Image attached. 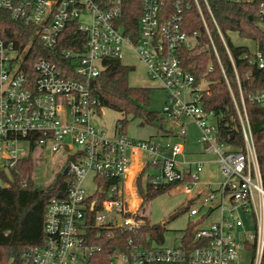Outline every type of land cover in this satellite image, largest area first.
Returning a JSON list of instances; mask_svg holds the SVG:
<instances>
[{
	"label": "built area",
	"instance_id": "2783aa9c",
	"mask_svg": "<svg viewBox=\"0 0 264 264\" xmlns=\"http://www.w3.org/2000/svg\"><path fill=\"white\" fill-rule=\"evenodd\" d=\"M202 1L236 68L229 38L216 22L208 0ZM218 1L258 3L263 18L260 25L264 27V0ZM192 6L203 19L204 31L189 33L185 29L184 8ZM125 11V0H0V14L7 13L13 21L32 29L29 43L23 47L0 29V180L3 185L2 175L12 180L18 162L37 148L52 153L63 150L69 168L65 194L52 198L47 205L43 244L24 250L23 261L242 264L244 256L250 254L251 264H263L264 173L244 96L241 92L242 108L233 97L244 138V148L234 151L219 142V116L204 106L208 82L204 77L197 80L183 65L184 51L204 47L223 69L201 0H141V17L137 29L129 30L130 36L118 29L125 28ZM62 43L70 46L62 48ZM256 43L257 49L250 50L251 63L264 69V53ZM35 44L48 56L31 61L34 54H40H31ZM125 49L137 55L149 79L168 93L164 113L173 119L195 120L201 131L199 142L205 153L217 156L223 180L207 194L200 190L192 196L186 211L191 221L174 245H167L165 240L145 247L130 238L124 248L98 261L94 259L96 247L87 245L89 226L100 236L102 231L119 228L136 231L143 224L136 213L140 207L133 208L126 198V184H134L150 166L155 170L152 185H184L183 191L191 194V186L200 181L205 165L202 161L179 163L177 158L184 153L182 144L161 148L152 139H132L118 127L111 134L97 127L95 120L100 118L101 109L92 81L106 70L107 59L122 63ZM251 100L264 104V91ZM186 133L182 123L177 134L185 137ZM141 154H148L152 160L136 171L137 162L134 166L133 162ZM96 194L104 196L100 202L94 199ZM215 214L218 218L213 221ZM245 219L250 220L254 233L246 230Z\"/></svg>",
	"mask_w": 264,
	"mask_h": 264
},
{
	"label": "trees",
	"instance_id": "16d2710c",
	"mask_svg": "<svg viewBox=\"0 0 264 264\" xmlns=\"http://www.w3.org/2000/svg\"><path fill=\"white\" fill-rule=\"evenodd\" d=\"M208 2L216 22L225 35L227 32H236L243 38L257 41L259 49L264 53V27L260 25L263 18L258 3L237 4L218 0H208ZM201 7L218 46L223 69L217 59L209 55L204 47L184 51L183 65L197 80L204 77L208 82L209 94L204 97V106L219 116V142L231 146L234 151L244 148L243 133L233 100L234 97L242 108L240 99L242 92L264 173V104L251 100V96L264 91V69L251 63L252 54L249 48L234 46L230 40H227L235 61L236 68H234L219 38L212 16L202 0ZM125 8L126 16L123 19L125 28L118 29L124 35L130 36L132 33L129 30L137 29L141 17V0H125ZM134 10L136 12L133 15ZM184 16L185 29L189 33L204 31L203 19L195 6L185 7ZM0 29L7 38L16 40V44L21 47L29 43L32 34V29L13 21L7 13L0 14ZM66 46L70 44L62 43L61 47ZM36 51L40 54H34ZM31 54H34L31 58L33 61L39 56H48L49 53L39 50V45L35 44ZM245 54L248 57H244ZM107 64L106 70L92 81V90L98 99L100 109L108 108L125 115L115 127H118L122 134H126L125 130L130 121L138 119L141 125H155L162 128L164 123L162 114L149 109L151 89L131 86L129 74L132 68L122 64L119 59H107ZM34 167L35 162L30 155L18 162L11 173L12 180L2 175L4 185L0 186V264H28L22 259L23 251L43 244L47 205L52 198L64 195L67 189L68 177L64 173H60L55 183L47 190L36 188L32 181ZM146 168L138 178L142 199L141 213L138 217L143 220V224L136 231L119 228L102 231L100 236H97L98 230L89 226L87 245L96 247L95 260L99 261V257L102 258L118 248H124L130 238H133L136 244L145 247H149L154 242L158 244L165 242L166 223L176 219L180 213L172 215L163 225L152 224L143 214L145 207L151 201L177 185H152L151 177L145 176ZM143 180L146 181L145 186ZM103 197L102 194H96L94 199L100 202ZM189 205L190 202L183 213L189 209ZM190 235L191 233L188 236ZM92 264L98 263L92 261Z\"/></svg>",
	"mask_w": 264,
	"mask_h": 264
},
{
	"label": "rangeland",
	"instance_id": "374dc122",
	"mask_svg": "<svg viewBox=\"0 0 264 264\" xmlns=\"http://www.w3.org/2000/svg\"><path fill=\"white\" fill-rule=\"evenodd\" d=\"M227 37L234 46L248 47L251 51L257 49V43L246 38L241 37L236 32H227ZM122 63L124 65L135 68L129 74V83L133 87H144L150 88V106L149 109L160 112L164 117V123L162 128L155 125H141V121L138 119L131 120L125 133L128 137L136 140H148L152 139L157 142L158 147L161 148H172L177 144L184 146V153L187 160L190 161H202L204 162V170L200 174V181L196 185H192V193L186 194L183 189L184 185H177L172 187L167 193L160 195L150 202L145 207L144 216L152 224L163 225L167 222L172 215L180 213L179 216L166 223L165 229V240L167 245H174L180 240L181 235L187 229L191 218L188 212H182L188 206L191 198L197 191H203L208 193L218 187L219 182H222L223 178L219 170V164L217 163V156L213 154L205 153L204 146L199 142L201 138V131L195 120L190 117H181L173 119L164 113V109L168 103V93L164 89L159 88V83L153 82L149 79L146 73V69L143 63L138 59L137 55L129 50L125 49L122 57ZM125 118V115L108 108L100 110V118L96 119L95 122L97 127L104 129L109 134L115 131V125L118 121ZM182 123L187 128L185 137L178 136V131L182 127ZM183 153V154H184ZM35 167L32 173V181L36 188L41 190H47L56 181V178L60 173H63L68 165V159L65 156L64 151L58 153H52L49 150L43 148H37L32 155ZM151 157L148 154H141L138 160H134L133 166L136 163V171L138 166L143 165L146 162H151ZM180 163L183 161V157L180 155L177 158ZM155 170L146 168V175L152 178ZM134 175V173H132ZM140 175V174H139ZM139 176L137 177L138 180ZM145 178V177H144ZM210 183V185H209ZM3 183L0 180V186ZM89 185L87 180L86 186ZM146 185V181L143 180V186ZM187 187V185H186ZM134 194V195H133ZM126 198L129 200L130 206L133 208H141L142 202L140 203L141 195L138 188V181L131 186L126 184ZM132 200V201H131ZM199 204H197L198 206ZM137 214L141 213L139 209ZM218 218V214H215L211 220L215 221ZM119 221L122 223L123 220L120 218ZM246 230L249 233H254V228L250 220L245 219ZM252 255L246 254L243 258L242 264H251Z\"/></svg>",
	"mask_w": 264,
	"mask_h": 264
},
{
	"label": "crops",
	"instance_id": "0c3cea01",
	"mask_svg": "<svg viewBox=\"0 0 264 264\" xmlns=\"http://www.w3.org/2000/svg\"><path fill=\"white\" fill-rule=\"evenodd\" d=\"M182 157H183V161H181V162L190 161V160H187V158L185 157V153L182 155ZM141 166H142V165H141ZM141 166H138L137 171L141 168ZM183 167H185V166L183 165ZM135 169H136V168H135Z\"/></svg>",
	"mask_w": 264,
	"mask_h": 264
},
{
	"label": "water",
	"instance_id": "95a60500",
	"mask_svg": "<svg viewBox=\"0 0 264 264\" xmlns=\"http://www.w3.org/2000/svg\"><path fill=\"white\" fill-rule=\"evenodd\" d=\"M68 170H69V168H65V170H64V174H67L68 173Z\"/></svg>",
	"mask_w": 264,
	"mask_h": 264
},
{
	"label": "bare ground",
	"instance_id": "6f19581e",
	"mask_svg": "<svg viewBox=\"0 0 264 264\" xmlns=\"http://www.w3.org/2000/svg\"><path fill=\"white\" fill-rule=\"evenodd\" d=\"M134 195V194H133ZM132 201V200H131Z\"/></svg>",
	"mask_w": 264,
	"mask_h": 264
}]
</instances>
